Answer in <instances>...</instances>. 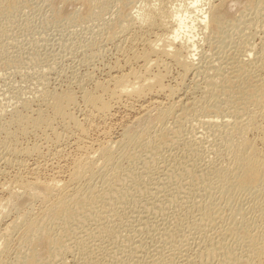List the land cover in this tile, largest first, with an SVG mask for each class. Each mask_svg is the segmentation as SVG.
<instances>
[{
  "label": "rangeland",
  "instance_id": "obj_1",
  "mask_svg": "<svg viewBox=\"0 0 264 264\" xmlns=\"http://www.w3.org/2000/svg\"><path fill=\"white\" fill-rule=\"evenodd\" d=\"M210 1L214 3L217 2V0ZM145 2V0H107L96 4L94 0H0V106H2L1 112L4 111L0 115V129H3L0 130V153L2 152L0 154L1 186L4 185L6 187L10 184L13 185L16 179H25L23 177H26V179L38 178L39 180H37L44 184L48 183V181L49 183L52 182L51 180H53V178L54 180L66 182L69 178L67 176H69V171H71L74 160H77V157H83L82 155H85L84 152H92L96 147L98 148L106 144L111 145L113 149L118 148L116 162L108 163L100 167V175L95 178L92 185V195H85L70 200L68 202V211L65 214L57 215L54 219L49 218L48 220L42 221L38 225L39 235L34 240L18 241L17 235H13L8 248L9 250L5 253V256L3 255V264H61L62 261L65 264H75L81 259V256H83L80 247L83 248L82 252L89 251L95 255V253L101 252L98 244L104 246L103 248L105 249V252H102V264H117V257L123 255L125 250H127L125 251L127 254L131 253L134 255L132 259L136 261L138 259L140 260L139 262L142 263L145 258L147 259L148 253L152 252L155 248L157 244L155 240L158 237L157 225L164 219H161L160 215H156L157 213L151 211L148 214L151 218L149 221L150 223L148 225L144 224L145 227L142 225V228L144 227L145 230L141 227L138 229L137 226H133L132 232L136 234L138 230L137 237L139 238L142 236L141 239L145 241L146 245H143L142 249H136L130 252L128 247L129 240L125 238V235L129 233L134 236V234L131 231L118 232V226L113 228V226L116 225L115 223L126 219L130 215L129 209H127L129 202L132 201L130 204L133 208L135 206L134 209L138 208L137 210H142L146 206H151L152 203L162 204L161 202L163 201H166L168 204L170 201L171 205L176 202V204H178V200L182 201V195L191 197L192 195L190 193L195 190L199 194L205 193L203 186L205 187V182H207L208 179L206 176L211 175V171L209 170L210 173H208V167H205V163L208 162L206 161L207 159L214 157L212 154H209L213 136H210V130H208L209 133L207 132L208 127H206L207 125L205 122L209 118H211V120L225 119V117L222 116H225L224 113H226L229 108L234 112L236 111L238 115H241L242 111L244 112L245 109L243 106L245 105L244 107H246L249 102L241 97L243 88H237L236 92L231 95L229 92L230 89L227 83H225V78H222L219 80L220 84L224 85V91L215 92V100H213L215 105L213 104V107H208V105V108L205 107L199 112V116L194 115L192 110H186L189 114H187L185 110L180 114L178 108L179 105L183 104L184 100L186 101L188 98L192 100V97L199 98L202 95V90L205 86L203 83L206 81L205 73L203 72H205L209 65L213 64L211 61H213V56H215L209 53L210 51H214L216 56L221 54V56L219 55L221 58H219L218 61L221 62L222 66L219 62H216L217 64L215 65H220L216 70L219 71L220 69L222 77L227 75L226 77L229 78L235 73L233 67H235L234 65H236L235 63L238 60L243 59L247 62L250 59V62L248 61L247 63L257 64L256 62L258 61L256 56L260 54V48L264 42V20H262L264 19V0H252L251 3H248L246 0H228L229 3L223 15L217 19L216 23L211 26L203 27V29H199L200 27H198L199 30L197 29V36H195V39L198 45V51L200 52L197 53L198 55H195L194 63L196 67L193 68L194 71L192 69L195 74L192 71L185 74L177 65L175 66L173 63H168L167 60L165 62L168 63V65L165 62V64L159 63L163 66H159L158 64H156V66L153 65L151 68L152 73L160 72L163 74V72L167 71V73H165V75H167L164 76L163 80L164 83L166 85L169 84L170 87L168 86L166 91L160 93H154L155 91L149 92L151 94L146 93V96L150 95V97H144L147 99V104L144 98L143 102H138L135 99H124L125 97H123L118 100L117 103H112L113 105L109 113L107 112L108 114H97L94 112L90 115L88 109L84 108V103L80 98L81 89L83 87V89L93 91L95 88L94 83L97 84L100 81L102 82V80H108L107 78H109L110 74H115L117 73L116 71L126 72L132 67L137 70L139 69L140 63L138 61H132V58H130L131 56L128 59L126 57L131 55V53L133 54L136 47L138 51L141 50V48H143L142 44L144 43V39L146 40L149 37H151L149 39H153L155 30L147 33V29L144 30L145 28L137 22L135 24L133 23V26L131 25L128 27V31L127 29L121 31V26L128 22L130 14H134L136 9L139 7L142 8L143 5L145 6L147 4V2ZM185 2L188 3L189 0H185ZM239 17L254 20L253 22L255 24L252 23L253 25L251 24V26L248 25V28H244L241 24L239 25ZM245 34H247V38ZM133 36H135V39H139L134 41ZM132 37L133 40H130ZM131 43L134 47H132ZM247 46H249V49ZM250 47H252V50H250ZM129 48H131V53L128 51ZM247 49L250 52L249 55L246 54L248 51ZM244 50L246 53H244ZM232 55H235L234 57L238 60L234 57L232 58ZM230 58L235 61H230ZM128 61L130 62L129 64ZM229 61L233 64L229 63ZM157 66L158 68H155ZM164 66L169 67H167L166 70ZM197 66L199 67L198 69H196ZM232 71L234 73H232ZM183 74H185V77ZM259 74L263 80L264 71H261ZM81 85L83 87H81ZM171 86L174 90L171 89ZM66 87L72 90L76 95L77 99L75 100L78 104L75 102V104L72 105V114L77 118V121L79 120L81 125L83 124L81 127L84 132L79 131L74 126L72 127V124L66 126L67 124L61 120H55L58 122H56V124L54 123L55 121H53L50 127L53 130V125H55L56 128H54L56 132H54L55 130L50 131L48 129L49 127H45L46 130H44L45 128L42 126L41 131L37 130L41 129L39 127L37 129L35 128L36 130L33 129L34 132L30 129L31 134L29 130L27 133L24 132V134H22L23 132H20L16 125L11 124L10 119L13 118L12 113L14 114L15 109L21 108V110H24L21 106L23 101L27 100L26 102H29V108L30 106L32 108L25 109V112L33 114L36 107L39 108L41 105L43 106L41 108L45 107L41 99H39L42 90L46 92L55 90L56 92H61L65 90ZM169 92H171V94ZM153 93L155 95H153ZM225 96L232 99V107H228L229 104L227 103V105L226 102H224ZM152 97L155 98V101L159 99L157 102H160L159 104L162 103L163 106H167V104L172 101V105L175 103V106H173L176 108L177 112L174 113L175 115L173 114L171 117L167 118V120H165L166 123H163L164 125H162V122L160 124L156 119L158 108L163 106H155L156 108L154 105L152 106ZM17 101L19 102L17 103ZM143 104L146 105L144 106ZM145 107L150 110L146 112L148 115L145 114L141 117V120L139 118L140 115L138 116L137 114H140L142 108ZM12 108L14 110L13 112ZM71 108H69L70 111ZM138 109L141 110L138 111ZM31 111L32 113H30ZM178 113L180 115H178ZM84 114L87 117H85ZM192 114L195 117L192 116ZM262 119L263 118H259L261 121L258 122L262 123L264 121ZM60 122L63 123L65 128H63ZM67 127L68 129H66ZM142 127L146 128V132L142 134L138 141L134 142L135 144H130L132 135ZM4 129L7 131L10 130V132L14 133V136H20H16L17 138L14 137L15 139L13 138L14 142L12 141L13 144L11 143V150L16 147L15 149L19 151L29 149L30 152L27 154L18 152L17 155L9 148L5 149V146H3V148L2 145L6 139V134L4 133H7ZM126 129L129 133L127 138L131 139L126 140L123 145L121 144L119 146L120 139L124 136L123 134H125L124 132H126ZM74 130L77 131L74 132ZM204 133L205 135H203ZM197 134L198 136L201 134V138L197 137ZM250 134L253 137L256 133L253 131L250 132L249 136L251 137ZM58 135L59 137H57ZM207 136L209 137L208 139ZM193 138L198 141L201 140L200 142H202L201 145L200 142L197 141L201 150H195L198 151L196 153L192 150L189 151L188 145L195 140ZM90 144L92 145L90 146ZM13 145L15 146L13 147ZM31 145L34 146L32 147ZM35 146L38 147L37 152H35ZM90 147H94L92 151ZM3 149L6 152H4ZM34 149L35 151H33ZM10 154L11 157H9ZM12 156L14 158H12ZM207 156H209V158ZM8 159L10 162L6 161ZM10 163L12 164L10 165ZM198 169H200V171ZM197 170L200 173H198ZM205 171L207 172L206 176ZM200 174L202 175L200 176ZM1 186L0 197L3 196L0 200L7 196L6 191L3 190L4 187L2 188ZM101 186L106 187L101 190ZM193 189L195 190L192 191ZM213 194L214 195L210 194L211 196L209 195L208 197H195V202L198 201V204L201 203L200 206L194 204L189 207L188 210L183 211L180 215L181 225H178V227H176L177 220L171 221L172 224L171 222L169 223L170 220H174V215L171 209V211L169 210L171 215L167 211L166 214L169 213V217L166 215V218H169V220H167L170 230H168L170 232H168V237H170L169 234L174 236V233H188L187 242L192 245L191 249L188 251V255L191 256L189 259H193V262L191 261L192 264H249L244 255L245 251H247L245 245L247 243H254L260 239V236L255 234L254 237H251V232L247 230L235 229V231H228L225 237L227 243L229 241V249L213 248L215 238H209L213 245H210V247L205 250L203 249L204 251L198 249V246H193V244L195 245V240H198L197 236L200 233H197V230L194 228L195 225L193 226L192 223H194L195 219L199 221L198 218L202 216V219H200L198 223L204 224L205 220H207L205 211L208 210L215 215V209L217 210L220 207L223 211V216L228 214L231 215V213H234V210H238L240 207L242 208L243 205V207H246L244 202H248V200L252 199L250 193H245V195H237V197L232 199L228 204L223 198H220L217 190ZM190 197L187 198L190 199ZM4 200L5 199H3V202L2 200L0 202L4 203ZM30 200L31 199L26 195L21 196L14 206L15 209L13 208L9 212L5 220L14 219L18 215V211L21 212L29 208H33V212L38 211V208L41 206L40 202H36L37 200ZM141 205L143 206L141 207ZM212 209L214 210L212 211ZM180 211L177 212L179 213ZM15 213L17 214L16 216H14ZM106 215H109L111 221L104 218ZM193 217L195 218L192 219ZM216 222L205 223V226L208 227L207 229L209 230L208 233L212 234L216 226L222 228V226H219V222ZM1 227H3V225H0V228ZM217 227L216 229H218ZM176 230L178 232H176ZM2 232L3 228L0 229V233ZM54 234L59 236V242L53 240L52 236ZM192 240L194 241L193 244ZM65 242L68 246H65L67 245ZM122 243L125 246L128 244L127 248L124 246L122 250H118L117 248H119ZM152 244L154 246H152ZM33 248H37L38 251L35 255V260L29 261L27 252Z\"/></svg>",
  "mask_w": 264,
  "mask_h": 264
},
{
  "label": "bare ground",
  "instance_id": "obj_2",
  "mask_svg": "<svg viewBox=\"0 0 264 264\" xmlns=\"http://www.w3.org/2000/svg\"><path fill=\"white\" fill-rule=\"evenodd\" d=\"M87 1H90V0H87ZM102 1L104 2L107 0H94V2L96 4H99ZM145 1L147 2V4L145 6L143 5L142 8L137 7L138 9H136L135 13L130 14V17L128 18V22L125 25L121 26V29H122L121 31L126 30L133 23L135 24L137 22L138 24H140L142 27L145 28L144 30L147 29V33H149V31L155 30V33L153 35L154 38L149 39V38H151V37H149L146 40L144 39V43L142 44L143 48H141V50L138 51L136 49L137 48L136 47L135 52L133 51V54L131 53L132 51H130L131 48L128 49V51H130L131 55L127 56L126 58L128 59L131 56L130 58H132V61L133 60L135 62L138 61L140 63V66L138 63V66H139L138 70L134 69L133 67L132 68L128 67L129 70L126 72L125 71L124 72L116 71L117 73L110 74L109 78H107L108 80H104L105 82L102 80V82L100 81L97 84L94 83L95 88L93 91L83 89L84 87L81 85V87H83V88L82 89L80 88L81 89L80 98L82 99V102L85 104V105L83 104L84 108L88 109L90 115H91V113H94V112H96L97 114L98 113H107V112L109 113V110L111 109V107L113 105L112 103H114V102L117 103V101L123 97H125L124 99L131 98V99H135L138 102H143V98L148 96V95L146 96V93H149L152 91H155L154 93H156V92L160 93V92L166 91L168 89L167 87L169 86V84L166 85L164 83L163 78H164V76L167 75V74L165 75V73H167V71L163 72V74H161L160 72L159 73H154V72L152 73L151 68L153 65L156 66V64H158L159 66H163L160 64L164 63L167 60L168 63L170 62V63L175 64V66L177 65L185 74L192 71V69L194 67H196L195 63H194L195 55L198 52H200V51H198L199 49H198V45L196 44V39H195V36H197L196 34H197L198 27H200L199 29H201V28L203 29V27L211 26L212 24L216 23L217 19L223 15V13H224V11H225L228 3H229L228 0H217V2H215V3L213 1L211 2L210 0H189L188 3L185 2V0H145ZM246 1L248 3L252 2V0H246ZM202 3H205V4H202ZM189 5H191V6H189ZM239 18H238L239 25L241 24L242 26H244V28H248L249 26H251L252 23H254L253 22L254 20H251L248 18L247 19L246 18L245 19H243V18L239 19ZM256 18H257V16H256ZM188 20H190V21H188ZM262 20H264V19H262ZM236 25H237V23H236ZM127 31H128V29H127ZM246 36H247V34H245V37ZM133 37H134V41L139 39V38L135 39V36H133ZM133 37L130 40H133ZM132 43H131V45H132ZM237 43H239V42H237ZM261 46H262L261 48L259 47L261 49L259 52L260 54H258V56H256L257 61H258V62H256L257 64L247 63L250 59L249 60L247 59L248 60L247 62H245V60H243V59H242L243 61L238 60L234 57L235 55L234 56L232 55L231 57L232 58L234 57L238 61H236V63H235L236 65H234L235 67H233L234 68L233 71L235 73L232 71V73H234V74H232L229 78L226 77L227 75L225 77L224 76L222 77L220 74L221 73L220 69H219V71L216 70L217 67H219L221 65V62L218 61L219 58H221V57H219V55L221 56V54L216 56V53L214 51L209 52L211 54H214L215 56L212 55L213 61H211V62L213 64L211 63L212 65H209V66L207 65L208 67L206 68V70L204 69L205 72H203V73H205L206 81H204V83H203L205 85L203 87V90L201 88L202 95L199 98H197L194 95L196 98L192 97L193 98L192 100H190V98H188V100H190V101L184 100L183 104L180 103L181 105H179V108H178V110L180 111V114H182V111H184V110L186 113L188 112L186 110H192L194 115L199 116L198 115L199 112L202 109H204L205 107H207L208 105H209L208 107H211V106L213 107L215 105L214 104L215 102H213V100H215L214 99L215 92L216 91H224V85L220 84V80L222 78L223 79L225 78V81H226L225 83H227V86L230 89L229 92L231 95H233L236 92L237 88H243V94L241 97L245 98L249 102V104H247L246 107H244L245 105L243 106V108H245V109H244V112L242 111L241 115H238V113L236 111H235L236 112L235 113L233 110H230V108H229V110L226 109L227 112L224 113L225 116H222V117H225V119H222V120L212 119L211 120V118H209L210 120L208 119L205 122L207 126L203 125V126H206L209 128V129L207 128V132H208V130H210V132H211L210 136L211 135L213 136L212 137L213 142L212 141H211L212 143L210 142L211 143L210 148H209L210 153L209 152L208 153L212 154L214 156V157L212 156L213 158H211V159L209 158V156H207L209 159H207L206 161H208V162L205 161L206 162L205 167H208V173H210V171H211V173H210L211 177L209 175L206 176L207 172L205 171V176H206V178H208L207 182H205L206 183L205 187L203 186L205 193L199 194L198 192H196L195 189H193L192 191H194V190L195 191L190 193L192 196L190 197V196H185V195L183 196L182 195V201L178 200V202H179L178 204H176L177 202L175 204L172 202L173 204L171 205L170 201H169V204L166 201H163V202H161L162 204L152 203L151 206H146V207L144 206L145 208H143L142 210H137L138 208L134 209L135 206L133 208L132 205L130 204V203H132V201L129 202V204L127 205V209H129L128 211H129L130 215L126 219L115 223L116 225L113 226V228L118 226V229H117L118 232L119 231L120 232L121 231H124V232L125 231H131L132 232L133 226L134 227L137 226L138 229H140L139 227L142 228V225L145 227L144 224L148 225L150 223L149 221L151 218L148 214L151 211H154L155 213H157L156 215H160L161 219H164V220L162 221L160 219L161 222L158 223V225H157L158 228L156 227L158 237L156 238L155 241L157 244L155 245V248L153 249V251L148 253L147 259L145 258V260H143L142 263H140L139 262L140 260L137 259V261H136V260L132 259L134 256L133 254H131V253L127 254L125 252L127 250H125V251L123 250L124 254L117 257V259H118L117 264H120V263H123V264H190L191 261L193 262V259L192 260L189 259L191 256L188 255V253H189L188 251L192 247V245L189 242H187L188 233L187 234L186 233L185 234L184 233H182V234L181 233H174L175 234L174 236L173 235L171 236V234H169L170 237H168V232L170 231L169 226H168L169 225L168 224L169 218H166V215H168L170 213L169 210L171 209L172 211L171 210L170 211L174 215L173 216L174 220H170L169 223L171 221L177 220L176 221L177 222L176 227H178V225L179 226L181 225L180 215L182 214L183 211L188 210V208L193 206L194 204H196L197 206H200L201 203L198 204V201L195 202V200H194L195 197H199V198H202L203 196L208 197L210 194L214 195L213 193L216 190H217L218 195H220V198H223L226 202H228V204L232 199H235V197H237V195H242V194L245 195V193H250L252 195V199L248 200V202H244L246 207H243L244 206L243 205L242 208L240 207V208H238V210H234V213H231V215L228 214L226 216H223L224 214L222 213L223 211L220 209V207L217 210L215 209V215L213 214V212H210L208 210L205 211V214L207 215V220H205V223L217 221V222H219L218 223L219 226H222V228L216 226L218 228V229H216V227L214 225L215 229L213 230L214 232H212V234L208 233L209 230L207 229L208 227L205 226L206 225L205 223L204 224L198 223L200 221V219H202V216H201V218L197 217L199 219V221L197 219H195L194 223H192V224H193V226L195 225L194 228L197 230V233H200V234H198V236H197L198 240H195V245L193 244L194 239L192 240L193 246H198V249H201V250L204 249L205 250L208 247H210V245H213V243L211 242V239L215 238L213 248H215V249H219V248L220 249H229V247H230L228 244L229 241L227 243V240L225 237L227 235L228 231L229 230L235 231V229L247 230V231L251 232V234H250L251 237H254L255 234H257V236H260V239L255 241L252 244L247 243L245 245V249L247 250L244 253L245 258H246V260H248L249 264H264V121L262 123H259L261 121V120H259V118H263L262 120H264V81H263L264 79L262 80V78L260 77L262 75V73H261V75L259 74L261 71H264V42ZM132 47H134V45H132ZM140 47H141V45H140ZM247 47L249 49V46H247ZM251 48L252 47H250V50H252ZM244 53H246L245 50H244ZM249 53L250 52L248 50L246 54L249 55ZM236 57H239V56H236ZM232 58H230L231 59L230 61L233 62L234 59L232 60ZM132 61H131V63H132ZM220 61H221V59H220ZM230 61H229V63H231ZM216 62L217 63L219 62L220 65H215V64H217ZM126 63H127V61H126ZM129 63L130 62L128 61V64ZM168 63H166V64L168 65ZM231 64H233V63H231ZM130 66H131V64H130ZM164 67H166V70H167V67H169V66H164ZM224 67H223V69H224ZM155 68H158V66ZM198 68L199 67L197 66L196 69H198ZM204 68H205V66H204ZM112 70H113V68H112ZM230 70H231V68H230ZM193 71H194V69H193ZM196 71H198V70H196ZM185 74H183L184 77H185ZM172 88L173 87L171 86V89ZM171 89H169V90H171ZM172 90H174V89H172ZM187 91H189V90H187ZM154 93H153V95H155ZM169 93L171 94V92H169ZM149 94H151V93H149ZM39 96H40L39 99H41V102H43L45 107L41 108V107H43L41 105L39 108L36 107L37 109L33 108L34 109L33 114H28L25 112L26 111L25 109L29 108V102H26L27 100L23 101L21 99V97H20V99L23 102H22V105L21 104L20 105L22 106V109H24V110H21V108L20 109L14 108L15 112H14V114L12 113L13 118H11L12 117V115H11L10 118L12 120L10 119V121H11V124L17 126V128L20 130V132H23L22 134H24V132L27 133L28 130L30 131V134H31L30 129L36 130L37 128H39V127L41 128L42 126H44V128L49 127L48 129L50 131H54L56 128L55 125H53L55 127V128L53 127V130L50 127H51L53 121H55V120H61L62 122H65L67 124V125L65 124L66 126H68L69 124H72L71 125L72 127L74 126L79 131L84 132V131H82L83 129L81 127L83 124L81 125L79 120L77 121L76 120L77 118H75L74 115L72 114L73 112H72L71 107H72V105L75 104V102H76L75 99H77L76 95L72 92V90L67 89V87L65 90H62L61 92H56V90L46 92L45 90H42ZM156 96H158V95H156ZM148 97H150V95ZM21 100H20V102H21ZM146 100L147 99H145V101ZM157 100H159V99H157ZM157 100L155 101V98H153V102L151 105L152 106L154 105V107L155 106L156 107L157 106L158 107L163 106L162 103L159 104L160 102L158 103ZM182 100H183V98H182ZM18 102L19 101H17V103ZM148 102H151V101H148ZM172 102H170V103L168 102L169 104H167V106L164 105L163 107L158 108V111L156 114V119L158 122H160V124L162 122V125H164L166 123L165 120H167V118L171 117V115H173L175 112H177L176 108L174 107L175 103L173 104L174 105L173 106L171 104ZM177 102H176V104H177ZM224 102H226V104L227 103L229 104L228 107H232V104H231L232 99H230L228 96L224 97ZM145 103L147 104V101ZM146 104H143V105L145 106ZM152 106H151V108H152ZM0 107H1V109H0V115H1L2 112H4V111L1 112L2 106H0ZM69 108H71V111L69 110ZM29 109H32L31 106ZM139 110H141V109H138V111ZM148 110H150V109H147V107L142 108V110L140 111V114H137V115L138 116L140 115L139 118L141 119V117H143L145 114L148 115V113H146ZM13 111L14 110L12 108V112ZM30 113H32V111ZM180 114L178 113V115H180ZM187 114H189V113H187ZM193 114H192V116H194ZM84 116H85V114H84ZM85 117H87V116H85ZM187 117H188V115H187ZM226 117H227V119H226ZM191 118H193V117H191ZM218 121H222V122H218ZM56 122L57 121H55L54 123L56 124ZM61 124L63 125V123H61ZM8 125H10V124H8ZM63 128H65L64 125H63ZM66 129H68V127ZM0 130H3V129H0ZM34 130H33V132H34ZM37 130L41 131L42 128L37 129ZM44 130H46V128ZM5 131H7V130H5ZM75 131H77V130H74V132ZM200 131H201V129H200ZM252 131L255 132L256 134L253 137L250 134L251 135V137H250L249 133ZM54 132H56V130ZM145 132H146L145 127H142L141 129L136 131V133H134L132 135V140H131L130 144H135L134 142L138 141L141 138L142 134H144ZM124 133L125 134H123L124 136L122 137V139H120V142L118 141L120 143V144H118L119 146L121 144L123 145L126 142V140L131 139V138H127L128 134H129L127 129H126V132H124ZM4 134H6V139H5L2 147L5 146V149H8V148L10 149L11 143L15 139L14 137L19 136V135L15 134L16 136H14V133L10 132V130ZM203 135H205V133ZM200 136H202V135L200 134L198 136V134H197V137H200ZM57 137H59V135ZM195 138H196V136H195ZM195 138H193V139H195ZM208 138L209 137L207 136V139ZM57 140H58V138H57ZM195 140L192 143L188 142L189 145L188 144L187 145L189 146V151L201 150L199 148V143H198L201 140L200 141H198V140L195 141ZM209 141H210V139H209ZM121 142H123V143H121ZM201 143L202 142H200V144ZM15 144H17V143H15ZM91 145L92 144H90V146ZM14 146L15 145H13V147ZM25 146H23V147H25ZM32 147H31V149H32ZM15 148L16 147H14V149ZM35 148H36V151H35V149L33 151L37 152L38 147L35 146ZM90 148L92 151L93 150L92 148H94V147H90ZM14 149H12V150L10 149V150L14 151L13 153H15L17 155H18V152H21L22 154H27L30 152L29 149L21 148L23 150H20V151L18 149H15V150ZM119 150H120V148H119ZM202 150H204V149H202ZM198 151H195V153ZM4 152H6V151L4 150ZM117 152H118V148L113 149L111 147V145H109V144L99 146L98 148L96 147V149H94L92 152H88V153L84 152L85 155H82L83 157H80V158L77 157L76 158L77 160H74V162H73L74 164L72 163L73 166L71 167V171H69V176H67L69 178L66 182H62L61 180L59 181L56 179L54 180V178L51 177V178H53V180H51L52 182L49 183V181H48V183L44 184V183L39 182L38 178H37L38 179L37 180V179H26V177H23L25 179L18 178L15 180V183L13 182V185L10 184V185H7L5 187L4 185L1 186V184H0V186L2 188L3 187L5 188V189L3 188V190L6 191V194H7L6 197L1 199L2 202H3V199H5L4 200L5 202L4 203L0 202V225H3V227H1V228H3V232L0 233V241H1L0 242V264H3V262H4V256H5V253L8 252V250H9L8 248H9L10 243L12 241L13 235H17L18 241L34 240L39 235L38 225L42 221L48 220L49 218L54 219L57 215L65 214L68 211V202L70 200L77 198V197L85 196V195H92L91 194L92 190H93L92 185H93L95 178L98 177V175H100V170H101L100 167L104 166L108 163H115L116 159H117V154H116ZM7 153H9V152H7ZM196 155H199V154H196ZM20 156H21V154H20ZM9 157H11V154ZM12 158H14V157L12 156ZM14 160H16V159H14ZM6 161L10 162L9 159ZM4 162H5V160H4ZM11 164L12 163H10V165ZM192 166H194V165H192ZM198 170L200 171V169H198ZM199 171H198V173H200ZM201 175L202 174H200V176ZM19 176H23V175H19ZM197 177H199V176H197ZM161 178H163V177H161ZM9 182H11V181H9ZM6 184H9V183H6ZM106 186H101L100 187L101 190H103L104 187H106ZM197 191H198V188H197ZM23 195H26L32 201L37 200L36 202H40V205H41L40 208H38V211H36V212H33V208H29V209H26V210L21 211V212L18 211V215L15 213L14 216H16V215L17 216L14 219L6 221L5 218L7 217V215L9 214V212L13 208L15 209L14 206L16 205L17 200H19L21 198V196H23ZM187 197H190V199H188ZM217 200H218V196H217ZM105 201H107V200H105ZM223 201H221V202H223ZM233 202H235V201H233ZM240 203H242V202H240ZM145 204H147V203H145ZM32 206H30V207H32ZM142 206L143 205H141V207ZM240 206H241V204H240ZM129 207H131V208H129ZM224 207H226V206H224ZM230 208H232V207H230ZM31 209H32V211H31ZM213 210L214 209H212V211ZM167 211L169 212L168 214H166ZM175 211H176V214H175ZM177 211H180V212L178 213ZM216 212L217 213L219 212V213L217 214ZM170 215H171V213H170ZM168 217H169V215H168ZM104 218L108 219V220L111 219L109 217V215L104 216ZM194 218L195 217H193L192 219H194ZM203 220H204V218H203ZM178 222H179V224H178ZM171 224H172V222H171ZM207 225H210V224H207ZM144 227L142 229H144ZM183 230H182V232H183ZM137 231H136V234H134V232H132L134 234V236L130 235L129 233L125 235V238H127V240H129V245L128 244L127 245L129 247L130 252L135 251L136 249H142L143 245L144 246L146 245L145 241H143V239H141L142 236L139 238L137 237V234H138ZM176 232H178V231L176 230ZM184 232H185V230H184ZM194 236H196V235H194ZM52 238L56 242L60 241L59 236L57 234H54L52 236ZM209 238H211V239H209ZM14 240H15V238H14ZM153 244H152V246H154ZM127 245L125 246L122 243L120 245V247L117 249L122 250L124 246L127 248ZM65 246H68V244ZM116 246H117V244H116ZM98 247L100 248L101 252L95 253V255L89 251L82 252L83 248L80 247V251L83 254V256H81V259H79V261L75 264H102V261H101V258L103 257L102 252H105V249L103 248L104 246H102L100 244H98ZM113 247H111V248H113ZM117 249H115V250H117ZM37 251H38L37 248H33L27 252V256H28L29 261L35 260V255L37 254ZM199 252H200V250H199ZM193 256H195V255H193ZM196 258H197V255H196ZM139 259H142V258L140 257ZM143 259H144V257H143ZM61 264H65V263H63V261H62Z\"/></svg>",
  "mask_w": 264,
  "mask_h": 264
}]
</instances>
